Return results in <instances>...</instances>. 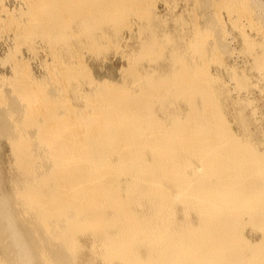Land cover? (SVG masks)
<instances>
[{"label": "bare ground", "instance_id": "obj_1", "mask_svg": "<svg viewBox=\"0 0 264 264\" xmlns=\"http://www.w3.org/2000/svg\"><path fill=\"white\" fill-rule=\"evenodd\" d=\"M159 1L0 0V264H264V0Z\"/></svg>", "mask_w": 264, "mask_h": 264}, {"label": "rangeland", "instance_id": "obj_2", "mask_svg": "<svg viewBox=\"0 0 264 264\" xmlns=\"http://www.w3.org/2000/svg\"><path fill=\"white\" fill-rule=\"evenodd\" d=\"M192 3H193L192 0H190V1H188V0H176V3L174 4L173 7L175 8L176 12H179V13L182 12V13H185L186 15H189L188 10L190 9V7H192ZM156 9H157V12L159 14L163 15V14L169 12V4H167L165 1L161 0L157 3ZM224 20L227 24L226 26H228V29H229V41H230V45L232 46V51L230 52V55L228 54L226 56L227 67H229V68L237 67V68H240L242 71H244L248 76V85L244 88L238 87L236 80L229 77V76L223 75L224 73L222 72V70L220 69V67L217 64H214L212 66V70L215 74H221L225 77L227 86L229 88L230 95L235 100L242 99L244 101L254 102V106L252 107V109L255 111L256 116L258 115L257 119H259L257 122L258 124H256V123L255 124L258 127V129H260V131L263 133V137H264V82L262 81L264 79V76H263V79L260 78L262 80L259 79V77H262V76H260V74L254 69L253 61H251L252 58L250 56L246 55L242 51L243 41H242V38L240 35V31H239V29H235V27L232 25V23L229 20V17L226 13L224 14ZM249 27L247 26L248 33L250 32V34L252 36L255 35L256 38L258 37V39L260 38V40H262L263 34H259V32H254V29L252 31H250L251 27L250 28ZM129 36H130V34L126 35L125 41H124L125 44L132 42V39ZM236 39H239V40H236ZM40 48H41L40 49L41 50V56L44 58L46 56V53H45V50L43 49L42 44L40 45ZM106 59H107L108 63L113 68H115L117 70H123L128 65V59L125 56H123L120 52H110L107 55ZM89 63L94 68H97V69L101 68L104 65V57L99 58L96 56H90L89 57ZM248 66H250V67H248ZM253 72H254V74H253ZM256 73H258L259 76ZM252 75H253V77H252ZM251 111H252L251 108L248 109V112H251ZM259 121H261V122H259ZM262 140H263V142L261 144H262V147H264L263 146L264 145V138ZM7 150L5 148V151H6L5 156H7L6 154H8ZM255 234L256 233L253 231H248V236L251 239H254V240L258 239L259 235L256 234L257 236H255Z\"/></svg>", "mask_w": 264, "mask_h": 264}]
</instances>
